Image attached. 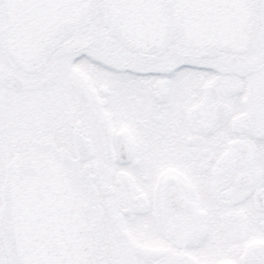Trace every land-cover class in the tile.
<instances>
[{"label": "snow or ice", "instance_id": "snow-or-ice-1", "mask_svg": "<svg viewBox=\"0 0 264 264\" xmlns=\"http://www.w3.org/2000/svg\"><path fill=\"white\" fill-rule=\"evenodd\" d=\"M0 264H264V0H0Z\"/></svg>", "mask_w": 264, "mask_h": 264}]
</instances>
